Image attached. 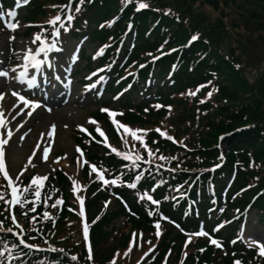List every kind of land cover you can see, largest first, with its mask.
<instances>
[{"label":"trees","instance_id":"16d2710c","mask_svg":"<svg viewBox=\"0 0 264 264\" xmlns=\"http://www.w3.org/2000/svg\"><path fill=\"white\" fill-rule=\"evenodd\" d=\"M27 12L29 30L52 36L49 21L60 16L56 28L65 22L74 38L89 35L108 47L98 68L115 62L108 90L130 107L121 120L140 130L143 143L130 133L122 139L108 115L96 114L119 153L81 133L75 140L88 163L118 184L97 192L104 185L91 176L77 188L58 169L39 199L21 194L31 202L22 200L16 213L25 241L38 250L9 232V195L0 178V264H264L237 234L247 209L264 223V0H32ZM242 30L260 60L248 58L236 36ZM134 93L153 101L132 107ZM88 171L89 165L86 177ZM32 180L23 181L34 191ZM119 218L122 225L107 230ZM203 229L223 248L204 237L189 242L185 232Z\"/></svg>","mask_w":264,"mask_h":264},{"label":"rangeland","instance_id":"374dc122","mask_svg":"<svg viewBox=\"0 0 264 264\" xmlns=\"http://www.w3.org/2000/svg\"><path fill=\"white\" fill-rule=\"evenodd\" d=\"M4 9L5 7L0 3V70L7 71L9 75L0 77V94L4 96L0 106L8 123L7 129L0 128V137L7 139V130H11V139L4 146L5 164L9 176L17 178L20 173L49 177L58 166H61L74 176L77 186H80L83 183L82 169L85 159L74 143V130L76 127L93 126L92 113L102 100L110 97L99 91L102 90L106 79L101 82L102 79L98 81L96 76L95 66L99 56L95 53L98 43L87 39L75 41L70 35L60 31L55 41L47 42L49 45L55 43L58 51H50L46 56L41 54L38 57L49 62L51 67L48 68L44 63L41 69H37L29 63L27 76L21 83L19 76L25 71L23 65L27 63L25 54L29 49L35 53L41 42L35 39V33L28 37L22 36L25 28L18 19L25 11L21 6L10 12L15 14L14 17L5 14ZM12 23L18 24L17 30L10 31L7 27ZM240 34L237 33L236 36L240 40L242 37L245 42L248 58L258 60L259 54L254 52L248 43L249 33L242 30ZM237 46L243 48L240 42ZM92 54H95L97 59L90 64L87 58ZM29 81H34V85L30 86ZM94 86L96 88H92ZM14 92L29 101L38 102L41 107L32 111L29 105L22 103L18 96L13 95ZM133 102H138V98L135 97ZM115 108L117 104L112 105L109 112H115ZM30 111H32L31 116L27 115ZM53 125H55L54 134L51 131ZM106 133L112 136L111 131L106 130ZM43 149L50 150L47 161L43 160ZM75 154L79 156L73 162L72 157ZM95 174L99 175L97 171ZM245 221L239 233L244 243L254 248H258L252 246L254 241L264 245V223L258 222L254 211L247 214ZM112 224L107 230L112 226L120 227L122 219ZM194 234H188L190 240L200 236ZM205 238H209V235Z\"/></svg>","mask_w":264,"mask_h":264},{"label":"snow or ice","instance_id":"6c2138e0","mask_svg":"<svg viewBox=\"0 0 264 264\" xmlns=\"http://www.w3.org/2000/svg\"><path fill=\"white\" fill-rule=\"evenodd\" d=\"M70 7V6H68ZM141 8H145L147 7L146 4H141L140 5ZM77 11H79V9H77ZM9 15L14 17V13H9ZM68 19L71 20L73 19L72 16H68ZM61 20L60 16H56L54 19L50 20L49 23L53 25L55 32L54 34L58 37L60 35V30L59 28H56L55 26L57 25V23ZM7 27H9L12 31H15L16 28L18 27V24L16 23H12L7 25ZM60 27H64L63 23L60 24ZM11 39H14V37H11ZM37 41H41V46L39 47V49L33 53V51L31 49H29L27 51V53L25 54V60L27 61V63H25L23 65L25 71L20 73L19 79L20 82L23 83L24 79L27 76V67L28 64L30 63L34 68L39 69L41 67L42 64L46 63V61L44 60H40L38 59V57L41 54H44L45 56L48 54V52L50 51H58V49H56L55 43L53 44H48L46 40H42L41 37L39 35L36 36L35 38ZM12 71H16V69H12ZM9 75V73L7 71H2L0 70V77H7ZM30 86L34 85V81H29ZM14 96H18L17 93H13ZM190 95H195V93H190ZM209 95H211V93H209ZM19 100L30 106V108L32 109V111H35L37 108H40L41 105L39 103H35L32 101H29L28 99H26L24 96H18ZM4 96L3 94H0V101H3ZM32 111L28 112L27 115L31 116L32 115ZM50 111V110H49ZM104 111H108V110H104ZM110 117L115 118L117 115H122V113H115V112H110L109 113ZM113 122L115 124H117L118 128H124L125 132L130 133L134 138L141 140V142L143 143L141 137L137 136V131L140 130H136L133 131L132 129L128 128L125 125L120 124L118 121H116L115 119H113ZM7 121L4 119V111L2 106H0V128L3 129H7ZM92 123H95V121H92ZM52 133H55V125L52 126ZM97 131H100L99 129H97ZM101 135H104L103 132H101ZM12 136V132L10 129L7 130V139L0 137V172L3 173V176L9 181V187H11V200L6 201V203H8L9 205H21V201L23 200L25 203H30L31 201H29L27 199L26 196H22L21 192L23 193H27L29 195H34L37 199H39L41 197V191L40 189L43 187L44 182L48 179L47 176H36L32 181L31 184L35 186V190L33 191V189L29 188V187H24L22 190L17 188L13 183H12V178L9 176V173L7 171L6 168V164H5V151H4V146L7 145L9 143V140L11 139ZM169 139H171V137H168ZM147 145L145 144V147ZM49 149H43V160L47 161L48 159V154H49ZM112 151H116L115 148L112 149ZM150 154H151V150H149ZM129 155L128 154H124V159H129ZM137 159H140V157H137ZM161 159H165L164 157H161ZM86 163V162H85ZM92 170L95 172L97 171L96 167L93 166ZM100 179H103V175L100 174L99 176ZM105 183H108L107 181H105ZM111 183L115 184L116 181H111ZM130 187H135L134 184L129 185ZM4 194L0 193V201L4 200ZM148 200H152L151 196L147 197ZM57 203H61V201H57ZM81 203H83V201L81 200ZM153 203H156V201H153ZM22 206V205H21ZM56 205L54 204L53 207H55ZM32 211H35V209H31ZM45 216H48V213H44ZM13 219H15V217H13ZM157 228H159V224L156 225ZM10 231V230H9ZM84 235L85 237H87L88 235V228L87 225H85L84 228ZM194 235H200V236H207L208 233L207 232H198L195 233ZM190 242V241H189ZM150 243V242H149ZM211 243L216 245L217 247L220 246V243L213 239L211 240ZM252 246H258V250H259V254L261 256H264V245H260L259 242H252ZM89 252H91V247L89 246ZM0 255H2V253H0ZM89 259H91V256H89ZM112 264H115V261L112 262ZM235 264H241L240 261H236Z\"/></svg>","mask_w":264,"mask_h":264}]
</instances>
